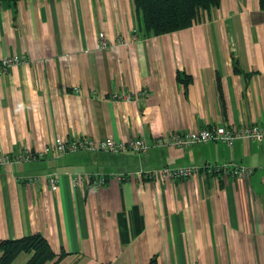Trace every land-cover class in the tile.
<instances>
[{"label":"crops","instance_id":"0c3cea01","mask_svg":"<svg viewBox=\"0 0 264 264\" xmlns=\"http://www.w3.org/2000/svg\"><path fill=\"white\" fill-rule=\"evenodd\" d=\"M101 32L111 47H100ZM6 55L24 61L0 72V155L43 156L0 166V239L41 233L65 253L57 264H264V141H159L176 131L264 126L259 0H221L201 22L158 36L141 30L134 0L4 1ZM75 137H142L149 148L53 150ZM230 162L254 171L149 174ZM77 174L92 182L75 185Z\"/></svg>","mask_w":264,"mask_h":264},{"label":"built area","instance_id":"2783aa9c","mask_svg":"<svg viewBox=\"0 0 264 264\" xmlns=\"http://www.w3.org/2000/svg\"><path fill=\"white\" fill-rule=\"evenodd\" d=\"M112 45L104 33H100V47L108 48ZM115 47V46H114ZM24 61V58L19 55H6L0 59V72H6L7 69L13 65L19 64ZM132 94H124L123 99L132 100ZM237 138H248L251 140L264 141V126L254 123H244L237 128H228L224 125L216 126L213 128L200 129V130H187L183 132H173L167 138H161L159 141L164 143L168 141L170 145L186 148L197 142L206 141H222L228 145H232ZM149 148L148 142L145 138L137 137L130 141L115 140L114 138H107L104 140H93L88 137H75L72 140L59 139L57 146L53 148L57 154H64L70 151H77L80 149L90 150H104L110 152H122L132 150L136 153H145ZM43 156V154H38ZM31 150H26L17 155L4 153L0 155V166L7 163L16 161H27L38 157ZM204 170L205 173L215 172L230 173L235 177H247L253 173L254 169L251 167L243 166L234 162L226 163L225 165H206V166H182V167H163L157 169L155 172H150V175L156 174L160 179H181L193 176L197 172ZM92 175L82 176L77 174L74 176L73 181L75 185L83 184L85 181L92 182ZM97 185L105 184L106 178L104 176H96L94 181ZM49 183L52 190L58 187V177L55 174L49 176Z\"/></svg>","mask_w":264,"mask_h":264},{"label":"trees","instance_id":"16d2710c","mask_svg":"<svg viewBox=\"0 0 264 264\" xmlns=\"http://www.w3.org/2000/svg\"><path fill=\"white\" fill-rule=\"evenodd\" d=\"M16 4L20 0H0ZM145 35H162L193 26L205 19L221 0H134ZM264 9V0H259ZM31 254L26 264H57L65 253L57 255L41 233L20 238L0 239V264H12L21 253ZM150 264H157L153 257Z\"/></svg>","mask_w":264,"mask_h":264},{"label":"rangeland","instance_id":"374dc122","mask_svg":"<svg viewBox=\"0 0 264 264\" xmlns=\"http://www.w3.org/2000/svg\"><path fill=\"white\" fill-rule=\"evenodd\" d=\"M90 139H91V138H90ZM251 168H252V167H251ZM251 174H252V173H251ZM251 174H250V175H251Z\"/></svg>","mask_w":264,"mask_h":264}]
</instances>
